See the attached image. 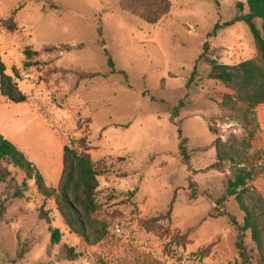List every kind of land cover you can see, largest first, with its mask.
Returning a JSON list of instances; mask_svg holds the SVG:
<instances>
[{
	"label": "rangeland",
	"instance_id": "rangeland-1",
	"mask_svg": "<svg viewBox=\"0 0 264 264\" xmlns=\"http://www.w3.org/2000/svg\"><path fill=\"white\" fill-rule=\"evenodd\" d=\"M169 2L168 14L150 25L126 11L123 0H0V20L15 26L0 27V58L7 75L17 70V88L26 97L10 103L0 94V135L49 189H57L63 147L76 148L85 138L87 154L103 171L96 219L106 230L99 243L86 244L69 231L54 198L2 161L10 176L0 183V264H242L235 243L243 213L233 198L217 202L232 164L225 160L223 172L207 168L217 162V138L226 144L220 152L235 158L246 133L221 108L232 92L208 79L205 57L230 66L256 57L248 27L225 25L247 13L246 0ZM27 49L37 54L30 68L24 67ZM256 114L260 131L243 159L258 164L247 186L264 200V104ZM179 130L188 164L180 156ZM15 190L23 199L11 198ZM169 210V222L150 224ZM49 227L62 235L53 248ZM188 231V244H178L174 235ZM243 242L254 264L249 232ZM62 246L76 260H63ZM206 247L205 257L195 255Z\"/></svg>",
	"mask_w": 264,
	"mask_h": 264
},
{
	"label": "trees",
	"instance_id": "trees-1",
	"mask_svg": "<svg viewBox=\"0 0 264 264\" xmlns=\"http://www.w3.org/2000/svg\"><path fill=\"white\" fill-rule=\"evenodd\" d=\"M123 7L126 11L140 17L147 24L154 25L170 11L169 0H123ZM247 13L239 16L235 20L226 23L230 26L236 22L246 25L251 33L256 49L254 59L243 61L237 65L218 64L214 60L205 57V61L210 65L208 79L219 82L232 94L224 95L220 106L230 113V119L237 122L245 131L246 137L239 142L240 151H236V157L231 154H222L221 148L225 147L219 138L214 141L217 151V162L207 168L217 172H223V163L228 160L232 164V177H227L224 181V193L217 201L223 203L229 198H233L239 210L243 213V225L237 226L239 237L235 243L238 255L242 264H252V257L244 245L245 233L249 232L250 240L256 251L254 264H264V200L254 194L247 186V183L256 175L258 164L254 158L244 160L245 154L251 149L252 142L260 131L257 121L256 108L264 104V0H246ZM260 22L258 27L257 22ZM0 27L8 31H14L15 26L12 21L0 20ZM215 25L209 37L215 35L219 29ZM204 49L207 45L204 44ZM27 62L24 67L30 68L37 63H31L30 59L37 55L30 49L25 51ZM203 58V54L199 59ZM108 66L114 73V65L111 59ZM14 76L6 74L5 66L0 58V94L10 103H23L26 97L18 90L16 79H19L17 70H13ZM122 75L126 77L124 72ZM178 116V107L171 113V119ZM88 121V120H87ZM209 131L216 134L213 128ZM179 133L180 156L185 164L189 163V157L184 147L185 139H181ZM90 150L87 140L81 138L77 141V147L73 148L65 145L63 147L62 172L57 189L46 188L44 179L37 172L36 168L30 163L24 154L18 150L10 141L0 135V162L4 161L22 171L27 180L34 182L37 190L47 199L54 198L55 206L69 231L80 236L86 244L95 245L106 235L105 226L100 225L96 219L99 205L96 201V190L98 188L97 178L103 171L91 161L87 152ZM259 169H262L261 166ZM10 173L0 166V183H6ZM26 185V184H25ZM23 193L15 190L11 194L13 199H23ZM5 212L4 201L0 200V218ZM170 210L161 218L153 220L158 224L161 219L170 221ZM40 217L49 224L46 212L41 210ZM232 223L235 224L232 219ZM50 233V247H56L61 241V233L58 229L48 228ZM190 232L184 234L176 233L175 241L180 245L188 244ZM209 247L200 248L195 255L205 257ZM78 254L72 248L61 247V258L63 260L74 261ZM21 258V255L18 256Z\"/></svg>",
	"mask_w": 264,
	"mask_h": 264
}]
</instances>
